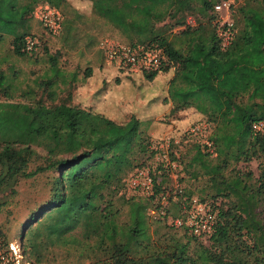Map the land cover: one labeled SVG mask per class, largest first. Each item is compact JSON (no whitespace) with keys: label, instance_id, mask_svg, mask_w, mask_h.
Returning <instances> with one entry per match:
<instances>
[{"label":"trees","instance_id":"1","mask_svg":"<svg viewBox=\"0 0 264 264\" xmlns=\"http://www.w3.org/2000/svg\"><path fill=\"white\" fill-rule=\"evenodd\" d=\"M87 1L105 23L137 37L125 44L160 50L159 66L142 70L146 78L172 66L183 71L187 81L171 91L176 100L171 111L195 100L211 105L210 150L195 145L183 174L204 178L199 201L207 203L213 228L202 238L171 224L181 197L189 198L190 192L176 194L172 202L163 186L166 169L154 172L139 162V156L153 151L140 135L137 118L116 123L62 99L55 102L54 79L65 82V75L56 66V55H49L43 81L33 78L32 85L19 87L11 68L0 70V198L14 193L19 178L51 173L46 199L23 227L25 245L37 260L42 250L72 247L79 256H90L87 264H264V0H243L237 21L230 14L232 33L222 49L212 9L219 0ZM40 4L67 5L66 0H0V40L10 37L15 56L34 49V44L26 48L27 37L17 25ZM172 27H180L173 37L182 38L184 51L164 33ZM41 85L48 103L41 97L13 100L15 90L30 99ZM252 160L255 176L246 169ZM134 167H148L152 192L124 197L123 178ZM162 195L166 201L159 208L153 200ZM161 222L173 229L152 238L150 224Z\"/></svg>","mask_w":264,"mask_h":264},{"label":"rangeland","instance_id":"2","mask_svg":"<svg viewBox=\"0 0 264 264\" xmlns=\"http://www.w3.org/2000/svg\"><path fill=\"white\" fill-rule=\"evenodd\" d=\"M66 3V6L58 9L45 4L37 5L26 20L21 22L24 24L17 25L19 30H23L25 37L33 39L34 49L31 53L15 56L11 51L10 37L4 36L0 40V70L8 72L11 68L15 72V82L19 87H23L25 82L32 85L33 78L43 81V74L48 68V57L56 55V66L65 75V82H62L60 77L54 79L53 88L57 92L55 102L62 99L71 105L102 114L116 123H124L130 116L137 118L140 122V135L146 138L149 149L153 151L149 156H139V162L141 161L142 165L148 164L154 172H160L159 168L166 169L163 186L167 194L171 195L172 202L177 198L175 186L180 188V195L182 191L190 192L189 198L193 197L199 201L204 178H186L183 167L192 155L195 145L203 146L209 143L207 139L214 125V117L208 113L211 106L209 102L195 100L190 106L171 111L176 104V100L171 97V91L184 87L187 81L183 78V71L177 72L172 66L148 79L142 70L120 69L118 62L108 59L102 49H99V42L128 43L130 39L137 40V37L130 32L121 33L105 23L92 12L91 4L87 0H66ZM242 3L243 0L232 1L233 20H238L237 9ZM45 9L55 11L58 16L54 31H48L39 18L38 13ZM197 17L201 19L200 15ZM160 25L162 23L157 26ZM179 31L180 27H172L164 33L169 34L168 38L176 48L184 51L182 38L173 37ZM86 69H89L88 75L84 74ZM71 73H74V79H70ZM236 94H239V91ZM38 97L48 103L42 85L35 87L30 99L19 97L18 90L13 92L15 101H29ZM236 167L245 166L238 163ZM29 169H32V164ZM134 169L135 167L123 178L120 192L124 197L130 196L126 180ZM246 169L255 176L256 161L252 160L246 164ZM49 174L51 173L46 172L31 178H19L14 185V193L0 198L4 201L0 206V255H3L0 264H4L10 253L9 243H13L16 252H19L21 264L90 262V256H79L74 248L65 246L42 250L41 257L37 260L22 240L23 227L31 211L47 197ZM138 195L143 194L134 196ZM164 197L165 199H162V196L160 199H154L153 203L159 208L162 207L161 202L166 201V196ZM204 205L208 207L207 203ZM150 210L147 212L152 217L155 212L152 214ZM169 210L174 212L175 208L170 206ZM150 225L149 233L152 238L154 233L158 235L173 229L162 222L158 227L155 224Z\"/></svg>","mask_w":264,"mask_h":264},{"label":"built area","instance_id":"3","mask_svg":"<svg viewBox=\"0 0 264 264\" xmlns=\"http://www.w3.org/2000/svg\"><path fill=\"white\" fill-rule=\"evenodd\" d=\"M233 0H219L213 4V12L215 13L214 22L216 24V36L219 40L220 48H225L231 37L232 21L230 19L231 3ZM39 18L43 26L48 31H54L58 24V16L55 11L45 9L40 11ZM192 22L191 19H187ZM34 41L31 37L26 38V48L33 46ZM99 49L110 60L118 62L120 69L128 70H150L159 66L162 54L158 49H144L142 46H130L125 43L100 41ZM260 123L253 124L252 127H259ZM206 147L210 150V143H206ZM152 176L148 167L135 169L127 178L126 184L130 196L136 194L148 195L152 192ZM176 194L180 196V188L175 186ZM162 199L165 197L162 195ZM150 212L153 214L154 210ZM162 212V211H160ZM171 224L174 227H186L189 232L198 237H207L212 231L214 220L210 209L204 203L197 201L195 198L181 197L179 215L171 218ZM10 253L4 264H21V256L16 252L13 243H9ZM3 255H0V259Z\"/></svg>","mask_w":264,"mask_h":264}]
</instances>
